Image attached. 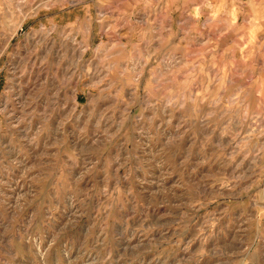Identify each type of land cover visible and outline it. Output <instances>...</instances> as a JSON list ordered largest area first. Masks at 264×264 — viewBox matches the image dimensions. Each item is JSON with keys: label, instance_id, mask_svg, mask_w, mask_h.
Wrapping results in <instances>:
<instances>
[{"label": "rangeland", "instance_id": "1", "mask_svg": "<svg viewBox=\"0 0 264 264\" xmlns=\"http://www.w3.org/2000/svg\"><path fill=\"white\" fill-rule=\"evenodd\" d=\"M41 4V7H37L30 4L29 0H12L11 8L0 14V26L12 31L13 40L26 37L36 43L35 52L23 59L15 78L8 70L0 71V187L5 189L0 191V236L8 238L18 235L20 240L13 239L12 245L19 244L22 248L27 245L30 248V252L20 255L25 264H36L37 261L40 264H55L51 253L59 247L64 234L57 233L56 239L49 241V225L58 210L54 204L48 203L52 198L47 192V180L34 183V194L23 195L11 205L8 184L25 185L23 178L19 181L15 178L21 160L28 154L26 141L19 135V128L27 124L29 119L35 123L36 120H50L55 115V111L49 114L48 109L41 114L38 108L31 117L28 115L33 106H38L40 100L47 96L53 78L59 82V92L63 94H67L68 89L79 79V85L74 89L75 100L69 97V106L75 101L78 112H83L87 107L89 94L99 97L91 102L93 107L103 102L106 93L101 91L102 81H92L89 88L86 87L90 83L89 78H81L84 61H104L106 67H115L119 72L126 67L131 70L141 55L147 57L155 52L157 55L144 69L146 76L162 61L160 68L165 75L179 72L176 76L178 82L196 79L197 84L206 82L208 76H217L220 69L227 68L224 83L229 92L219 93L218 107L204 105L207 111L213 113L211 120L203 127L197 124L189 128L181 141L192 140L190 159L186 166L197 158V154L204 157L193 175L204 170L208 174L194 185L181 175L184 187L177 185L171 190L185 193L184 197L177 198L181 201L179 204H175L171 194L165 191L162 194L153 193V203L149 206L146 194L138 187V184L147 187L143 181L132 185L131 196L124 192L122 186L119 191L127 197L124 212L115 213L107 220L110 236L115 228L125 223L127 231H131L132 224L139 222L135 238H142V243L151 245V251L145 255L156 254L152 264L165 257H169L167 264H170L171 257L185 255V245L177 244L194 237V242L187 248L188 259L181 261V264H203L206 259L203 253L191 255V249L197 243L203 244L205 253L214 243L219 259L234 243L233 231L241 230L236 227L238 223L245 230L251 227L252 234H256L257 225L264 230V192H261L264 180L260 181L258 188H248L260 178L261 170L264 169V152L259 147L264 145V136L259 137L257 145V140L250 135L253 129L259 133L264 128V34L258 30L251 31L249 47L238 40L234 30L221 35L227 29L231 17L228 15L230 9L220 0H212L210 6L207 0H195L188 4L183 3V0H163V3L161 0H67L66 4L64 0H53L51 7L48 6L49 0H41ZM196 8H200L198 14ZM213 12L219 15L209 25L207 21L211 20ZM45 13L48 14L46 18ZM241 23L243 21L237 17V24ZM52 40L56 41L55 49L34 65L33 59L40 56ZM237 44L239 47H236ZM37 72L48 76L39 89L34 88ZM218 87V84H213L211 91L216 92ZM237 88L242 90L239 99L232 100L236 94L233 89ZM29 89L33 90V95L22 110L15 109L16 93ZM195 91L193 86V93ZM5 100L7 103H4ZM228 103L240 107L229 111L225 108ZM51 105L52 99L49 98V108ZM6 106L7 112L4 111ZM245 106L248 118L243 117ZM9 107H13L12 113H9ZM220 109H224V112ZM17 111L20 113L17 125H9L7 120L14 119ZM254 116L259 117L255 124ZM30 174L31 169H28L26 175ZM162 197L167 201L163 205L160 203ZM196 201L203 206H189V203ZM133 207L134 214L129 215L127 221L122 220L121 216L125 212L131 213ZM33 208H36L35 213H32ZM162 208L169 209V212L157 219L156 213ZM45 211L51 215L46 216ZM177 211L180 215L176 214ZM208 213L213 215L209 216ZM97 216L99 223L90 229L93 234L97 233L106 219L102 211ZM205 219L215 220L217 225L215 230L205 229L202 236L198 229ZM74 223L76 219L69 221V224ZM68 235L71 236V233ZM205 236L207 239H204ZM65 242L74 243L71 240ZM260 243H264V240Z\"/></svg>", "mask_w": 264, "mask_h": 264}, {"label": "clouds", "instance_id": "2", "mask_svg": "<svg viewBox=\"0 0 264 264\" xmlns=\"http://www.w3.org/2000/svg\"><path fill=\"white\" fill-rule=\"evenodd\" d=\"M29 2L37 7L42 6L41 0H29ZM194 2L195 0H183L185 4ZM207 2L210 6L212 0ZM220 2L230 9L228 15L231 17L227 22V29L221 35H227L229 31L234 30L238 40L244 42L245 47H249L251 31L258 30L264 34V0H220ZM52 3L53 0H49L48 6L51 7ZM64 3L66 4L67 0H64ZM11 5L12 0H0V14L10 9ZM195 12L198 14L200 8H196ZM47 15L45 13V18ZM218 15L219 13L213 12L211 20L207 23L211 25ZM237 17L243 23L238 25ZM12 37L11 30L0 26V71L8 70L15 78L16 70L23 59L35 52L36 43L26 37L16 40ZM55 46L56 41H50L32 63L34 65L38 63L41 57L55 49ZM236 47H239V44ZM156 55L155 52L147 57L141 55L135 60L131 70L126 67L119 72L115 67H106L104 61L99 63L84 61L81 78L83 76L89 78L90 83L86 85L89 88L92 86V81L98 79L102 81L101 91L106 93L103 102L93 107L91 102L99 97L89 94L87 107L83 112H78L75 101L69 106V97L76 96L74 89L78 87L79 79L68 89L67 94H63L59 92V82L53 78L47 96L40 100L38 106H33L28 115L31 117L37 112V108L41 114L48 109L49 114L55 111V115L51 116L50 120H36L35 123L29 119L27 124L19 128V135L26 141L28 154L21 160V167L15 173V178L17 181L23 178L25 185L20 187L18 184H8V189H11L8 195L11 196V205H14L17 198L36 192L33 188L34 183L48 181L47 192L52 198L48 203L54 204L58 210L55 219L49 225V241L55 240L57 233L64 234L59 247L51 253L55 264H61V260L63 264H152L156 254L145 255L151 251V245L142 243V238H135L139 222L132 224L131 231H127L126 223L115 228L111 236L107 231V220L115 213L124 212V201L127 197L120 193V188L123 186L124 192L131 196L132 185L143 181L147 187L139 184L138 187L146 194V203L149 206L153 203V193L162 194L165 191L171 194L175 204H179L181 201L177 198L184 197L185 193L171 190L177 185L184 187L181 183V175L185 181L194 185L208 174L207 170H204L193 175L204 157L197 154V158L192 159L186 166V162L190 159L189 149L192 140L189 138L184 143L181 141L184 139V132L189 128L197 124L203 127L211 120L213 113L207 111L204 105L208 104L209 108L218 107L219 93L229 92L224 83L227 79V68L220 69L217 76H208L206 82L201 81L197 84L196 79H192L190 82L181 83L176 80L179 72L164 74L160 68L161 61L146 76L144 69ZM141 61L145 62L141 63ZM46 80H48L46 74L37 72L34 88L39 89ZM213 84L219 85L216 92L211 91ZM193 86L196 88L194 93ZM233 91L236 94L232 100H238L242 90L237 88ZM32 95V89L27 92L23 90L17 92L14 97L15 109L22 110L23 105ZM49 98L52 99L51 108H49ZM210 99L211 103H209ZM4 103H7V100ZM239 107L240 105L234 103L225 105L229 111ZM220 111L224 112V109ZM12 112L13 107H9V113ZM19 114L17 111L16 117L8 119L7 123L17 125ZM243 117L248 118L246 106ZM257 119L259 117H253L254 124ZM250 135L259 145V137L264 136V128H261L259 133L253 129ZM259 147L260 151L264 152V145ZM28 169H31L30 175H26ZM173 173H175L174 177ZM261 180H264V169L261 170L260 178L248 186L249 190L251 187L258 188ZM4 190L0 187V191ZM261 192H264V189H261ZM166 202L162 197L161 205ZM185 202L188 203L186 200ZM133 204H135L134 199ZM189 206L203 205L196 201L189 203ZM35 211L36 208H33L32 213ZM100 211L106 214V219L97 229V233L93 234L90 229L94 224L99 223L97 214ZM134 212L133 207L131 213L125 212L121 219L127 221L129 215ZM168 212L169 209L162 208L156 213V218L159 219ZM44 214L51 215L47 211ZM176 214L180 215V212L177 211ZM208 215L213 214L208 213ZM73 219H76V223L69 224ZM24 223H27V219ZM216 225L217 221L205 219L198 231L203 236L205 229L215 230ZM236 227L241 230L233 231L234 243L219 259L214 243L207 248L206 253L203 244L197 243L191 249V255L203 253L206 257L203 264H264V243H260L264 240V230L257 225L256 234H252L251 227L245 230L239 223ZM68 233H71V236ZM0 237H2L0 264H25L20 255L22 252H30V248L27 245L22 248L19 244L13 246L11 243L13 239L19 241L20 237L18 235ZM204 239L207 237L205 236ZM66 240L74 243H66ZM193 242L194 237L178 242L177 246L180 243L185 245L186 254L171 257L170 264H181V261L187 260V248ZM168 260L169 257H165L157 260L156 264H167ZM36 264L40 262L37 261Z\"/></svg>", "mask_w": 264, "mask_h": 264}, {"label": "bare ground", "instance_id": "3", "mask_svg": "<svg viewBox=\"0 0 264 264\" xmlns=\"http://www.w3.org/2000/svg\"><path fill=\"white\" fill-rule=\"evenodd\" d=\"M10 88H11V87H10ZM75 98H76V97H74V100H75ZM7 109H8V106H6V107L4 108V111L7 112Z\"/></svg>", "mask_w": 264, "mask_h": 264}]
</instances>
